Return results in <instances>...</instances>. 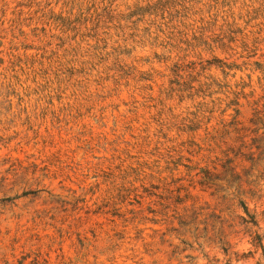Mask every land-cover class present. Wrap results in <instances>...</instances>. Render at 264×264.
I'll return each instance as SVG.
<instances>
[{"label": "rangeland", "instance_id": "374dc122", "mask_svg": "<svg viewBox=\"0 0 264 264\" xmlns=\"http://www.w3.org/2000/svg\"><path fill=\"white\" fill-rule=\"evenodd\" d=\"M256 235L264 0H0V264H264Z\"/></svg>", "mask_w": 264, "mask_h": 264}, {"label": "trees", "instance_id": "16d2710c", "mask_svg": "<svg viewBox=\"0 0 264 264\" xmlns=\"http://www.w3.org/2000/svg\"><path fill=\"white\" fill-rule=\"evenodd\" d=\"M235 114H238V112L237 111H235ZM249 223H251V224H255L254 223V221H250ZM253 243L258 247V248H260L261 250H262V255H263V259H264V248H263V246H262V243H261V238L258 236V235H256L255 237H254V239H253Z\"/></svg>", "mask_w": 264, "mask_h": 264}]
</instances>
